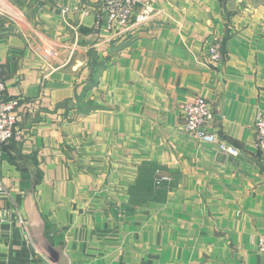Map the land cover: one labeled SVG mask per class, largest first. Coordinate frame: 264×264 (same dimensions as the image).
<instances>
[{
	"label": "crops",
	"instance_id": "1",
	"mask_svg": "<svg viewBox=\"0 0 264 264\" xmlns=\"http://www.w3.org/2000/svg\"><path fill=\"white\" fill-rule=\"evenodd\" d=\"M104 2L0 0L24 132L0 163V264H264V0H151L117 30L97 28ZM198 97L238 157L184 132Z\"/></svg>",
	"mask_w": 264,
	"mask_h": 264
},
{
	"label": "built area",
	"instance_id": "2",
	"mask_svg": "<svg viewBox=\"0 0 264 264\" xmlns=\"http://www.w3.org/2000/svg\"><path fill=\"white\" fill-rule=\"evenodd\" d=\"M151 0H105V2L95 11L97 18V28L102 24L106 25L107 29H123L130 25L133 12L136 7L143 6L145 8L143 16L139 17V22L145 21L151 15V8L149 7ZM83 17L91 15L90 9H78ZM69 9H64L62 14L66 16ZM67 24V22L65 21ZM68 26L75 31L78 26ZM224 41L216 40L213 45L208 48V58L212 63L222 62ZM38 52L41 50L38 49ZM42 56L45 61L57 58L59 52L55 48H47L42 51ZM6 84L0 77V163L2 161L3 150L6 145L11 142H21L24 138V132L19 127L18 109L22 105V99L7 98ZM184 118V132L193 136L199 141L214 146L219 153L231 157H238L239 150L233 146L218 139V137L207 131L205 124L212 118V111L209 102L204 97H198L193 101L183 104L181 106ZM255 135L256 145L259 153L264 160V112L258 113L255 120ZM158 184H162L169 179L168 176L162 175L161 171H157ZM4 186L0 180V197L4 194ZM22 223L24 221L21 220ZM258 249L264 255V238L258 241Z\"/></svg>",
	"mask_w": 264,
	"mask_h": 264
}]
</instances>
